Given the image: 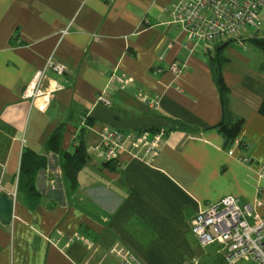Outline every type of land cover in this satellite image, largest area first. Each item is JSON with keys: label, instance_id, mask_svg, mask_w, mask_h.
Returning <instances> with one entry per match:
<instances>
[{"label": "crops", "instance_id": "obj_1", "mask_svg": "<svg viewBox=\"0 0 264 264\" xmlns=\"http://www.w3.org/2000/svg\"><path fill=\"white\" fill-rule=\"evenodd\" d=\"M175 1L0 0V181L17 191L11 222L0 219V264H117L129 252L145 264H225L219 246L200 245L190 219L227 194L253 204L264 184V51L254 43L264 38V7L244 45L207 49L193 48L173 22ZM49 59L64 72L48 71L45 93L32 101L25 89ZM173 60L187 68L174 73ZM100 97L125 117L157 115L187 128L168 130L146 160L122 152L120 165L106 164L93 151L102 122L88 120ZM239 121L247 146L232 156L219 124ZM81 141L87 158L73 188L63 164ZM27 148L47 160L36 195L19 186ZM257 212L264 218V197Z\"/></svg>", "mask_w": 264, "mask_h": 264}, {"label": "built area", "instance_id": "obj_2", "mask_svg": "<svg viewBox=\"0 0 264 264\" xmlns=\"http://www.w3.org/2000/svg\"><path fill=\"white\" fill-rule=\"evenodd\" d=\"M263 7L264 0H176L172 4L171 15L173 22L186 32L193 48L204 44L207 49H213L217 44L232 41L244 43L242 38L245 30L258 27ZM186 68L187 63L179 60H173L170 64V70L176 74ZM159 70L157 68L154 72ZM48 71L61 74L64 68L49 59L46 67L39 70L26 87V98L33 101L43 96V82ZM116 79L121 87L127 82L126 74H121ZM57 87L62 88V85ZM139 97L153 108H158V103L150 100L145 94L140 93ZM99 102L105 105L110 103L104 97H100ZM167 132L168 128L165 127L123 130L102 123L101 142L93 151L103 162H116L117 165H120L117 159L122 152L146 160L159 152ZM246 146L247 143L237 137L228 152L233 156L237 148ZM238 159L245 164L253 162L252 158L245 155L238 156ZM258 176L264 181V163L258 168ZM3 193L16 202L17 191L6 192L0 181V195ZM263 197L262 183L257 187V197L253 204L243 203L239 197L227 194L219 201L207 204L191 217V231L202 247L219 246L225 264H264V218L257 212V207L263 204ZM61 238L62 236L50 241L58 243ZM66 238L69 242L75 240L73 237ZM117 264L145 263L135 253L129 252ZM192 264L202 263L195 259Z\"/></svg>", "mask_w": 264, "mask_h": 264}, {"label": "trees", "instance_id": "obj_3", "mask_svg": "<svg viewBox=\"0 0 264 264\" xmlns=\"http://www.w3.org/2000/svg\"><path fill=\"white\" fill-rule=\"evenodd\" d=\"M254 43L257 44L264 51V38H255ZM223 45V44H222ZM222 60H219V66H221ZM223 91H226V87L222 84ZM259 112L264 116V97L259 107ZM88 120L95 121L90 115ZM179 128H187V125L176 122ZM177 127V128H178ZM220 130L224 133L226 141L233 145L235 139L239 135V130L241 127V122H237L234 125L219 124ZM158 128V126L152 127L150 129ZM168 130H173L168 128ZM61 128H57L52 135V141H56L61 137ZM87 158V150L84 143L81 141L77 146V150L70 156L67 157L63 164L65 173L72 183L73 188L78 184L77 175L79 170L84 166ZM109 164L111 162H105ZM47 165V160L44 156L40 155L38 152L31 148L25 149L22 155L20 175H19V186L20 188L26 189L29 193L36 195L37 191L35 189L34 177L39 169L45 168Z\"/></svg>", "mask_w": 264, "mask_h": 264}, {"label": "water", "instance_id": "obj_4", "mask_svg": "<svg viewBox=\"0 0 264 264\" xmlns=\"http://www.w3.org/2000/svg\"><path fill=\"white\" fill-rule=\"evenodd\" d=\"M90 116L102 123L123 130H145L152 127L175 129L178 124L173 120L157 115H144L135 118L125 117L121 112L103 103H98L90 112ZM14 213V202L7 194L0 195V219L2 222H11Z\"/></svg>", "mask_w": 264, "mask_h": 264}]
</instances>
